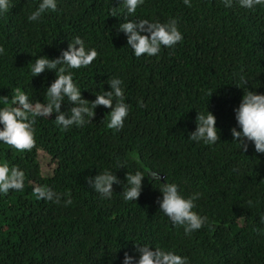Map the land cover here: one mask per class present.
Returning a JSON list of instances; mask_svg holds the SVG:
<instances>
[{
	"label": "trees",
	"instance_id": "trees-1",
	"mask_svg": "<svg viewBox=\"0 0 264 264\" xmlns=\"http://www.w3.org/2000/svg\"><path fill=\"white\" fill-rule=\"evenodd\" d=\"M41 2L9 0L0 12V108L11 106L17 89L31 102L47 103L55 70L33 77L34 60L56 59L80 37L98 52L88 67L69 69L81 98L95 100L110 90L109 79L120 78L129 114L114 131L106 127L111 109L103 106L67 130L53 113L35 118L31 152L0 142V162L25 173L22 191L0 194V264H123L126 252L138 259L136 245L173 251L188 264H264V154L251 142L242 152L230 131L240 130L233 110L244 92L264 94V5L144 0L129 16L122 0H57L56 11L30 22ZM124 18H174L183 39L156 56L136 57L126 34L118 33ZM75 106L65 98L61 111ZM207 108L220 133L214 145L188 139ZM104 171L122 182L113 184L110 199L85 180ZM137 171L159 172L160 182L175 183L185 198L199 193L193 211L207 217L205 225L190 235L174 225L159 210L162 184L148 177L138 200L125 201L126 172ZM34 185L64 195L58 204L37 199Z\"/></svg>",
	"mask_w": 264,
	"mask_h": 264
},
{
	"label": "clouds",
	"instance_id": "clouds-1",
	"mask_svg": "<svg viewBox=\"0 0 264 264\" xmlns=\"http://www.w3.org/2000/svg\"><path fill=\"white\" fill-rule=\"evenodd\" d=\"M184 4L192 7L190 0H183ZM225 8L233 6V0H220ZM129 16H134L144 0H122ZM236 3L246 9L254 10L257 5H264V0H236ZM9 8V0H0V12H6ZM57 10V0H42L36 10L28 16L30 22L37 21L47 11ZM115 16V12H113ZM123 32L127 36V45L133 50L136 57L146 55L156 56L161 48H173L183 39L178 30L177 21L173 18L167 23L149 21L147 19H128L119 24L118 33ZM146 33V34H141ZM4 49L0 47V53ZM95 48L86 49L85 43L80 37H75L72 43H68L67 50H62L56 59L39 56L34 60L30 69L33 77L44 73L46 69L55 70L56 78L47 87L45 96L47 103H34L23 91L17 89L11 99V106L0 108V142L17 152H31L36 145L35 129L36 117L48 118L53 113L56 125L63 130L71 126H83L89 122L85 117L93 118L98 106L111 109L108 112V129L119 131L124 127V121L129 114V106L125 103L124 90L121 87L123 81L120 78L109 79L107 84L110 90L103 94H97L95 100L89 101L81 98V90L76 86L73 75L69 69L86 68L97 58ZM241 80L247 81L241 76ZM213 94V93H212ZM211 94V95H212ZM67 100L75 107H70L67 112L61 111L62 101ZM115 101V103H114ZM3 103L9 105L7 96H3ZM235 119L239 131L233 127L231 135L233 141L240 145V150H248V142L254 145V151L264 154V94H257L248 90L244 92L238 108H235ZM70 113V115H67ZM207 115L198 112L195 120V131L188 133V139L203 142L206 145H214L220 141V133L216 127V117L208 110ZM145 177L160 182L159 172L150 171L147 176L137 171L135 174L127 173L123 184V198L125 201H137L142 189V181ZM87 184L93 191L104 198L110 199L113 195V184H121L116 175L111 171L100 172L95 177H85ZM25 173L18 166H10L7 162H0V194L7 195L10 191H22L24 188ZM161 183V182H160ZM159 189L163 194L162 200L157 199L161 210L176 226H183L186 235L201 229L207 217L193 211L200 194L194 193L185 198L178 191L175 183L165 180ZM33 194L37 199L60 203L61 196L46 185H34ZM72 200L68 198L65 206ZM264 222V218H262ZM148 245H136L135 251L139 253L138 259L127 252L124 255L123 264H188L187 258L175 254L173 251H164L156 247L154 250Z\"/></svg>",
	"mask_w": 264,
	"mask_h": 264
}]
</instances>
